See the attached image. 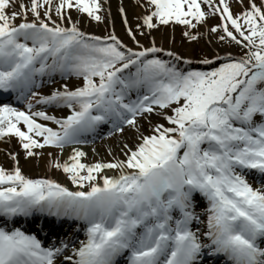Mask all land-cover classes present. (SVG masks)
Returning a JSON list of instances; mask_svg holds the SVG:
<instances>
[{
	"label": "snow or ice",
	"instance_id": "6c2138e0",
	"mask_svg": "<svg viewBox=\"0 0 264 264\" xmlns=\"http://www.w3.org/2000/svg\"><path fill=\"white\" fill-rule=\"evenodd\" d=\"M147 4L148 29H196L219 14L221 24L210 31L246 51L203 60L210 71L190 70L181 64L192 61L171 51L166 55L173 61L156 58L163 49L154 42L134 51L114 33L88 36L74 22L67 27L52 19L54 10L61 22L70 21L74 9L100 22L99 0H0V90L16 93L18 101L31 97L71 110L61 119L33 111L30 100L27 111L0 104V140L18 138L27 157L36 149L85 143L106 124L119 132L135 129L141 140L134 149L123 145L125 160L87 165L77 149L68 161H57L53 166L78 191L26 177L16 156L12 171L0 167V264H118L126 253L128 264H201L205 255L264 264V179L261 188L246 179L264 177V0L259 6L248 0L239 16L227 0ZM57 72L82 79V86L39 97L36 78ZM153 117L167 126L153 124ZM139 120L152 125L151 135L140 131ZM105 170L119 174L102 175ZM36 214L82 222L86 240L69 255L63 241L44 247L35 235L7 226Z\"/></svg>",
	"mask_w": 264,
	"mask_h": 264
},
{
	"label": "rangeland",
	"instance_id": "374dc122",
	"mask_svg": "<svg viewBox=\"0 0 264 264\" xmlns=\"http://www.w3.org/2000/svg\"><path fill=\"white\" fill-rule=\"evenodd\" d=\"M227 2L230 4L234 16H239L245 10L248 4V0H244V6H241L238 3V0H227ZM255 2L258 6L261 4L260 0H255ZM99 3L102 4L101 0H99ZM132 8L133 11L138 10L143 14L146 12L144 11V9H146L147 12H149L150 9L148 8V5L146 3L142 2H133ZM204 10H208L206 6L204 7ZM71 12H76V10H69V15ZM98 14L102 17V20L100 22L91 19L87 16V14H83L84 16L82 17L88 20V26H95L100 29L99 35L101 37H109L111 34H113V32L116 33L114 26L112 25L113 27L111 29L108 23H106L108 19L104 14L102 6L101 11ZM120 22L121 20L119 19L118 23L122 27L121 24L123 23ZM68 23L69 20L65 19L61 23V25L66 26L68 25ZM219 23H221V20L218 14L216 16H209L206 20V24L198 25L196 29H187L183 25L169 24L166 26L161 25L159 27L153 28L150 30V32L149 30H146L145 26L143 25V19H141L138 15L134 14L130 19L129 26L127 27L124 24V29L121 31V37L123 38L124 44H129L134 51L138 49L144 50L148 48L152 44L151 42H153L152 40L154 39L155 35L163 34L164 38L168 36H171V38L165 40V42L160 48L163 50L179 49L180 52L177 55H180L183 59L189 60L194 59L196 57L200 59L215 60L217 54H219L221 57H224L229 54L236 57L237 50L233 46L234 44L232 45L230 43L227 44L225 42H220L219 35H221V33H213L210 31L211 28L217 27ZM129 29L136 36V40L139 41L140 46H138L136 41H133L129 36ZM186 31H188L190 35H196L197 39L190 40L189 37L184 34ZM220 62L221 61H216V65L218 66ZM212 67V65H206L204 67H197L195 65H192L189 67V69H200L201 71H210L212 70ZM152 119L153 124L159 121L161 123H165L166 125V122L160 120V118L158 117H153ZM138 123L140 125V131L143 132L144 135L152 134V125L149 124L147 120H139ZM140 142L141 140L139 133L135 129L126 127L124 132L113 134L111 137H108L107 139H103L100 142L93 144L89 148V154L82 158L81 162L87 165H92L98 162L108 163L115 162L116 160H125L126 157L124 156V151H126V149H123V145L127 144L129 147H132L134 149L135 146ZM38 150L42 149H37V151ZM28 159L35 163H38L42 160L41 156L37 154ZM57 161L62 163V161L56 159L52 161L49 166H47L48 176L53 178H62L64 180V183L66 185H69L71 183V180L68 178V176L64 175L65 173L62 170L57 169L53 166ZM118 174V170H105L102 175L113 177L117 176ZM85 189H87V186L85 187Z\"/></svg>",
	"mask_w": 264,
	"mask_h": 264
},
{
	"label": "bare ground",
	"instance_id": "6f19581e",
	"mask_svg": "<svg viewBox=\"0 0 264 264\" xmlns=\"http://www.w3.org/2000/svg\"><path fill=\"white\" fill-rule=\"evenodd\" d=\"M103 1H104V6H103L104 12L108 19L106 23H108V25L114 26L116 36H118V38L122 36L121 34L122 28L118 23V16H117V13H119L121 8L124 9L125 15L127 17V21L129 23L131 17L134 14L138 15L141 19H143L146 15L150 14L147 13L144 15L138 10L133 11V8L131 7L130 3L127 0H103ZM71 19L72 21L77 22L78 28L83 29L87 34L92 36H100L99 35L100 29L95 26H87V21L80 19L77 13H73L71 15ZM145 28L146 30L149 31L151 30L148 29L146 26ZM168 38L170 39L171 36L164 38L163 34L155 35L154 39L152 38L153 39L152 41L156 42L154 43L155 47L160 48L162 44L165 42V40H167ZM153 42H151L152 44L148 48L153 46ZM167 51L168 52L171 51L175 54H178L180 52L179 49H168ZM64 85L65 84H62L61 86H57L55 89L46 88L45 90L47 91L44 92L45 94L43 95V97L52 95L56 90L63 91ZM67 86L69 87L70 90H75L77 88L76 85H67ZM33 102L38 104L36 100H33ZM48 107L50 106L41 105V104L38 105V108L39 109L43 108V110L47 109ZM54 108H55L54 111H49V115H54L57 118L63 119L66 118L67 115L71 114L70 109L60 108L56 106H54ZM73 152L74 151L72 150L60 151L56 148H45L42 151H40V153L38 152L42 160L39 161L38 163H35L31 160H25L20 156V154L18 153L17 146L15 145V142L13 140H5L0 142V167H3L7 171H12L17 166V162L14 161L12 157L16 156L19 163V167L21 168L22 173L26 177L31 179H47V173H48L47 166H49L52 163V161L56 159L66 160V158L70 156ZM85 153L87 154L88 151ZM56 179L59 180V182H61L62 185V180L58 178Z\"/></svg>",
	"mask_w": 264,
	"mask_h": 264
}]
</instances>
